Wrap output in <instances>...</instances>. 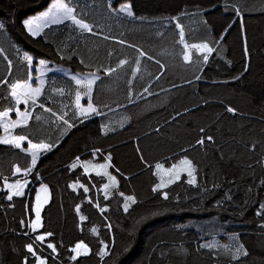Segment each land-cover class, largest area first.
<instances>
[{
  "label": "trees",
  "instance_id": "1",
  "mask_svg": "<svg viewBox=\"0 0 264 264\" xmlns=\"http://www.w3.org/2000/svg\"><path fill=\"white\" fill-rule=\"evenodd\" d=\"M52 1L0 0V80L29 81L25 53L72 73L95 72L100 80L92 103L99 114L83 123L76 119L77 85L50 72L32 111L42 119L12 133L54 146L33 166L26 151L0 144V183L19 179L17 167L27 181L24 195L11 201L0 190V264H22L25 256L35 262L25 245L36 234L26 225L40 184L49 191L40 233L53 235L34 248L46 264H264V215H257L264 204V0H64L96 34L69 20L30 36L23 22ZM126 4L133 17L120 11ZM177 23L186 43L208 42L215 49L207 62L194 49L193 62L183 60ZM137 48L147 55L141 57ZM121 59L128 63L117 68ZM136 60L140 71L134 76ZM108 68L116 71L106 76ZM9 84L0 83V111L17 108ZM41 103L66 112L76 126L66 128ZM207 136L213 140L197 144ZM108 154L118 185L105 198L107 176L85 173L80 164L103 162ZM185 156L197 169V183L188 184L185 174L154 192V165L170 167ZM121 192L136 199L127 212ZM81 241L89 254L73 261L70 249ZM49 242L58 255L47 248ZM241 244L248 255L232 259ZM104 245L108 254L101 257Z\"/></svg>",
  "mask_w": 264,
  "mask_h": 264
},
{
  "label": "snow or ice",
  "instance_id": "2",
  "mask_svg": "<svg viewBox=\"0 0 264 264\" xmlns=\"http://www.w3.org/2000/svg\"><path fill=\"white\" fill-rule=\"evenodd\" d=\"M74 11L75 10L73 8L69 7L66 3H62L59 5L58 8H56L55 12H51V10H50L49 13H44L41 17H38L36 19H29V20L25 21V26H26L28 32L32 36L35 37V36L39 35V30L34 31L33 25L37 24L38 20H42V21H44L43 26L47 27V20H48L49 16L51 15V22L54 24L62 23L63 20L67 19V20H71L75 25H78L81 30L96 34L93 32V27L90 24L84 22L82 19H77V17L75 15H73ZM120 11L126 12L129 17L134 16V12L131 10L130 4L124 5L120 9ZM236 11H237V14L239 15L240 10L237 9ZM4 27H5V25L3 23H0V29H3ZM39 27H40V25H37L38 29H39ZM176 27L180 29V31H179V43H181L183 45L184 50H185L184 54H183V60L186 63H192L193 62L192 50L194 49L197 53L202 54L203 61L207 62L209 59V55H211L215 49L213 47H211L208 42L193 43V44L186 43L183 27L179 23H177ZM104 39H109V37L105 36ZM221 39H223V36H221ZM118 42L121 44L126 43L123 40L118 41ZM129 47L135 48L136 46L135 45H129ZM2 51L3 50L0 49V52H2ZM137 51L139 52V55L141 57L147 55V53H145L144 51H142L138 48H137ZM109 55H111V53H109ZM148 58L152 59V57H150V56ZM5 59H7V57H5ZM24 59L29 64L33 61V57L28 55L27 53H25ZM81 62H83V61H81ZM44 63H45V61H43V60L40 61L41 65H43ZM127 63H128V61L126 59H121L117 64V68L124 66ZM156 63L159 64L161 68L165 67L159 60H157ZM135 64H136V69L133 72L134 76H135L136 72L140 71V68H139L140 61L136 60ZM11 66H12V61L8 60L9 70L11 69ZM115 71H116L115 68H108V69L104 70V73L106 76H111L113 74V72H115ZM90 75H91V78L86 79V80H82V79H78V78L73 77L76 85L83 86V87L87 88V94L89 96L92 92V86L94 84H96V82L98 80H100V76H98L95 72L91 73ZM198 78L199 77H197V79ZM157 79H159V77H157ZM236 79H238V77ZM0 83L9 84V82L7 80H0ZM43 84H44L43 80L40 81V86H37V87H32L31 84H28V83H24V84H21L19 82L11 83V84H9V88H10L9 96L15 100V103L17 105H19L21 103L28 105L29 102L31 101V104L33 106H36L38 98L40 96H42L43 92H44ZM59 91H60V94H63V90H59ZM144 92L151 94L149 92V88H144ZM38 106L41 109H43V111L51 113V115L55 117L56 121H60L64 126H66V128L71 129V128H74L76 126L75 123H73L70 119L65 118L67 116L66 112L62 113V114H58L52 108L45 107V105L42 103L39 104ZM75 108L77 111H76V113H74V116L81 123H83V119H81L82 117H90L92 114H99L97 107L94 106V104L91 102V100H89L87 107H83L81 105V95L79 92H77L76 97H75ZM12 110L13 109L10 108V109H6L4 111H0V120L5 121V123L3 124V128H4L5 132H8L10 127L11 128H16V127H21V126L27 127L29 125V121L32 119H35L36 121H40L42 119V117L40 115L33 116L32 111H29L27 108L24 111H20L19 108H16L15 111H16V113L20 119L15 120V121H8L7 118L9 117V112ZM227 111L231 112V113H235L236 110L232 107H228ZM201 131L203 132L204 129H201ZM205 140L212 141L213 137L207 136L204 138H200L197 140V144L203 146L205 144ZM25 141H27L28 146H27V148H22V144ZM0 144L9 145V146L14 147L16 149H21L23 151L28 152L31 155V164L33 166H35L37 164V159H38L40 152L49 151L54 146L53 144L46 143L43 141H41L39 143H33L31 139H29L27 136H24V135L5 136L3 138H0ZM253 147H255V146H253ZM98 151H100V150L96 149L93 152V155L95 156L96 152H98ZM76 159L79 162V157H77ZM143 159H144L143 156H141V160H143ZM111 160H112L111 154H108L107 157L105 158V161H106L105 163L93 165L91 163V161H88V162H85L83 165H81L82 167H84L85 171H87L88 167L91 166V167H93L94 170H96V175L107 176L108 183H105L103 186L105 189V198H107V190L110 187L115 188L118 185L117 177L115 175H112L111 173H109L107 171L108 168L114 167L111 164ZM145 163L147 164L146 161H145ZM76 167H77V163H73L71 165V168H73V169H75ZM154 168L156 169L155 174L157 176H160V178H161L160 183L156 184L155 187L153 188L154 192L159 191L162 188H166V187H168V185L175 183L176 181L180 180L182 173H186L187 176L190 177V179L187 180L188 184L195 185L197 183L196 176L194 175V173H196L197 169H196L193 161L191 159H189L187 156L180 159L179 164H172L171 167H169V168H165L164 164H162V163H156L154 165ZM15 171H16V173H20L21 169L19 167H17L15 169ZM26 171L30 172L31 169H27ZM115 171L119 172L120 170L115 169ZM162 171L169 175V179L167 181H164L163 176L161 175ZM121 175H123V174L121 173ZM25 183H26V181H25ZM262 183H264V181H262ZM8 187L10 189H16L15 191L11 192V194H9L7 196V199L9 201H11L13 199V196L23 195V192L20 191V187H21L20 181H17L16 184H9ZM71 187L75 190L77 185L73 184V185H71ZM79 187L83 188L84 192H88V190H89L83 184L79 185ZM42 190L46 192L47 187H44ZM120 195L124 197L125 203L123 205V208H124V211L127 212L129 207H130L129 202H131V204H135L136 199L133 195L125 196L124 193H122V192L120 193ZM162 196H163V199H165V200H167L169 198V195L167 192H163ZM39 201H40V197L37 196V204H36L35 209H34L35 219L26 225L27 227H29L32 230V232H36L39 228H41L43 226L41 223V215H40L41 209H42V204ZM89 202L91 203V201H89ZM96 206L99 207V204H97ZM260 208H261V211L258 212L257 215H264V204L260 205ZM105 211H107V208H100V212L102 214ZM76 212L77 213L80 212V206L79 205L76 206ZM86 219L87 218L85 216H83V215L80 216L81 221H84ZM20 223L22 226L25 225V221H23V220H21ZM107 227L110 229L112 226H111V224H108ZM262 227H264V225H262ZM91 231L93 233H96L97 229L95 227H93L91 229ZM24 235H28V233L25 232ZM52 235H53V233H51V232L36 235L34 237V240L32 243H28L25 245L27 252L30 253L31 256L35 258V264H46L47 258H41L40 255H38L37 249L34 248V244H36V242L43 243L48 237H51ZM103 243L104 242L101 241V244H103ZM207 246L211 247L210 245H207ZM107 247H108L107 245H104V247L101 249V251L98 253V255H100L101 257L107 255L108 254ZM47 248L51 249L52 253H56L58 255L57 247L55 244L49 242V243H47ZM70 251L72 253H74V255H72L70 257V259L75 261L82 254L88 255L90 250L88 248V245L85 244L83 241H81V242L76 243L75 246L70 249ZM240 255H243V256L248 255L247 250L244 248V246L242 244L239 245V247L236 249V254H234L231 258L232 259H238ZM53 258H55V257H53ZM22 264H29V258L27 256L24 257Z\"/></svg>",
  "mask_w": 264,
  "mask_h": 264
},
{
  "label": "rangeland",
  "instance_id": "3",
  "mask_svg": "<svg viewBox=\"0 0 264 264\" xmlns=\"http://www.w3.org/2000/svg\"><path fill=\"white\" fill-rule=\"evenodd\" d=\"M62 3H65V1L64 0H54V1H52L51 3H50V5L45 9V10H43L42 12H40V13H37V14H35V15H33V16H30V17H28L25 21H27V20H29V19H36V18H38V17H41L44 13H49L50 12V10H51V12H55V10H56V8H58L59 7V5L60 4H62ZM127 5V4H126ZM124 6V5H123ZM122 6V7H123ZM122 7H120V9L122 8ZM122 13H124V14H127L126 12H124V11H121ZM48 20L49 21H51V15L49 16V18H48ZM25 21L23 22V25H24V27L26 28V26H25ZM48 21V22H49ZM44 21H42V20H38L37 21V24H34L33 25V30L34 31H36V30H39L40 29V27H39V29L37 28V25H40L41 23H43ZM26 31H27V33L30 35V36H32L29 32H28V30H27V28H26ZM32 37H34V36H32ZM33 61H36L37 63H34ZM33 61L30 63V69L32 70V74H31V81H30V83H28V84H31V86L32 87H37V86H40V81L41 80H44V75L46 74V72L47 71H49V69H50V67L49 66H53V65H51L50 63H48V62H46L45 61V63L43 64V65H41L40 64V61L41 60H35L34 58H33ZM60 70H61V72H62V75H65V77H68L69 79H71V80H73L74 82H75V80L73 79V77H75V78H78V79H82V80H86V79H90L91 78V75L90 74H79V73H72L71 71H69V70H67V69H64V68H60ZM78 87H79V93H80V95H81V98H83L84 96V91H87V88L86 87H83V86H79V85H77ZM22 104V103H21ZM21 104H19V105H17V108H19L20 106H21ZM21 111V110H20ZM15 112V114L14 115H11L12 113L11 112H9V117L7 118V120L8 121H15V120H18V119H20L19 117H18V115H17V113H16V111H14ZM5 123V121L4 120H0V138H3V137H5V136H9V135H12V133H11V127L9 128V130H8V132H5V130H4V128H3V124ZM6 146H9V145H6ZM31 156V155H30ZM176 164H179V163H176ZM171 167V166H170ZM89 168H90V166L88 167V169H87V171L89 170ZM93 168V167H92ZM91 168V169H92ZM165 168H169V167H165ZM102 171V170H101ZM186 173H182L181 175H185ZM161 175L163 176V179H164V181H167L168 179H169V175L167 174V173H165V172H161ZM158 179H159V183H160V176H158ZM17 182V181H16ZM16 182L15 181H7V180H3L1 183H0V190H6L7 191V193H8V195L9 194H11V192H13V191H15L16 189H10L9 187H8V185L9 184H16ZM20 185H21V187H20V191H22L23 192V195H24V193H25V191H26V189H27V181H26V183H25V179L24 180H21L20 181ZM44 187H47L45 184H40V185H38V186H36L35 187V192H34V194H33V201H32V208H31V217H30V219H29V223L32 221V220H34L35 219V211H34V209H35V206H36V204H37V196H39L40 197V203L42 204V209L48 204V202H49V191H48V187H47V191L45 192V191H43L42 189L44 188ZM14 197V196H13ZM42 209H41V212H42ZM40 215H41V213H40ZM41 223H42V220H41ZM30 229V228H29ZM41 229H42V227L41 228H39L36 232H32V230L30 229V231H31V233H33V234H36V235H39V234H42V233H40L41 232ZM48 239V238H47ZM46 239V240H47ZM41 243V242H40ZM44 243V242H43ZM42 243V244H43ZM72 253V252H71ZM72 255H74V253H72ZM80 256H86V255H80ZM79 256V257H80ZM33 264H35V262L33 263Z\"/></svg>",
  "mask_w": 264,
  "mask_h": 264
},
{
  "label": "crops",
  "instance_id": "4",
  "mask_svg": "<svg viewBox=\"0 0 264 264\" xmlns=\"http://www.w3.org/2000/svg\"><path fill=\"white\" fill-rule=\"evenodd\" d=\"M49 20H47V27H44L43 26V24H44V22L43 23H41L40 24V29H39V34H40V32L43 30V29H45V28H48L49 26H51V25H55L54 23H52L51 21H49ZM65 21H69V20H63V22H65ZM71 21V20H70ZM62 22V23H63ZM56 24H60V23H56ZM26 29V28H25ZM38 36V35H37ZM37 36H35V37H37ZM34 63H37L36 61H33ZM31 66V65H30ZM50 67V69H49V71H47L46 72V74L44 75V82H45V77H46V75L48 74V73H50V72H59V73H61L62 74V72H61V70H60V68L59 67H56V66H49ZM31 72H32V70H31ZM32 74V73H31ZM30 81H31V76H30V78H29V81L27 82V83H30ZM21 84H24V83H21ZM43 86H44V84H43ZM92 91H93V86H92ZM77 92H79V87L77 86ZM84 97L83 98H81V105L83 106V107H87V104H88V102H89V100H91V102H92V92H91V94H90V96L87 94V91H84V95H83ZM28 109L29 111H33V108H34V106L31 104V101L29 102V104L28 105H25V104H21V106L19 107V109L21 110V111H24L25 109ZM12 114L11 115H14L15 114V112L13 111V112H11ZM97 116V114H92L90 117H82V119H89V118H92V117H96ZM17 128V127H16ZM15 128H11V133L13 132V130H14ZM11 136H14L13 135V133H12V135ZM3 145V144H2ZM27 141H25V142H23V144H22V148H27ZM28 153V152H27ZM44 152L42 151V152H40V154H39V156H38V159L40 158V156H41V154H43ZM38 159H37V161H38ZM85 162H88V161H82L81 162V164L80 165H83ZM106 161L104 160L103 162H100V163H92L93 165H95V164H102V163H105ZM92 167L90 166V168H89V170L88 171H85V169H84V167H83V169H84V171H85V173H87V172H91V173H93V174H96V170H94L93 168L91 169ZM107 171L109 172V173H111L110 172V170H109V168L107 169ZM14 174H15V176H20V178L19 179H17L16 181H21V180H24L25 179V177H26V173L25 172H20V173H16V171H14ZM112 174V173H111ZM15 181V182H16Z\"/></svg>",
  "mask_w": 264,
  "mask_h": 264
}]
</instances>
